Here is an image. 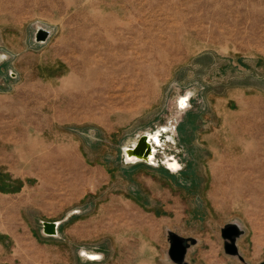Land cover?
Here are the masks:
<instances>
[{
  "label": "rangeland",
  "instance_id": "1",
  "mask_svg": "<svg viewBox=\"0 0 264 264\" xmlns=\"http://www.w3.org/2000/svg\"><path fill=\"white\" fill-rule=\"evenodd\" d=\"M172 235L264 262V0H0V264H180Z\"/></svg>",
  "mask_w": 264,
  "mask_h": 264
},
{
  "label": "water",
  "instance_id": "2",
  "mask_svg": "<svg viewBox=\"0 0 264 264\" xmlns=\"http://www.w3.org/2000/svg\"><path fill=\"white\" fill-rule=\"evenodd\" d=\"M49 35L50 33L47 30L40 28L37 30L35 34V41L45 42L48 39ZM164 132L165 131L163 129L160 130V136ZM152 144H154L155 148L158 147L157 145H155L153 141ZM127 151L130 153L131 156H134L137 159L136 161H130L129 163L138 162V163H145L148 165H155L154 161L149 162L147 160V158L152 153V146L148 144V138L146 134L141 135L136 141L135 145L129 147ZM123 155L126 160L125 149L123 150ZM58 226L59 223L57 222H42L43 233L50 237L57 236ZM239 235H240V230L238 229V227L234 225H228L222 230V237L226 240L224 244L225 252L229 255H238L240 259H242V257L238 253V249L236 246V238ZM186 250H187V246L185 244V241L176 235H172L170 249H169V256L171 260L175 263L186 264L184 262ZM260 264H264V262Z\"/></svg>",
  "mask_w": 264,
  "mask_h": 264
},
{
  "label": "bare ground",
  "instance_id": "3",
  "mask_svg": "<svg viewBox=\"0 0 264 264\" xmlns=\"http://www.w3.org/2000/svg\"><path fill=\"white\" fill-rule=\"evenodd\" d=\"M187 100L188 98L186 97H183L181 100H180V106L183 104L184 106L187 104ZM183 106V107H184ZM182 107V106H181ZM163 130L166 132H168V128L167 127H164ZM147 135V138H148V144L152 146V153L151 155L147 158V160L149 162H156L155 161V154H156V148L154 146V144H152V141L155 143V145L157 146H160L161 145V139H160V130L159 131H156L155 133H146ZM165 136V135H164ZM171 136V135H170ZM164 141V140H163ZM169 142V141H168ZM133 143V142H132ZM135 145V143H134ZM129 147H126L125 148V154H126V161L127 162H130V161H136L137 159L134 157V156H131L130 153L127 151ZM165 165L170 168L172 171H178L181 166L179 164V162L175 159V158H172V159H167L165 161ZM89 258L91 260H96L97 257L94 256V255H90Z\"/></svg>",
  "mask_w": 264,
  "mask_h": 264
},
{
  "label": "snow or ice",
  "instance_id": "4",
  "mask_svg": "<svg viewBox=\"0 0 264 264\" xmlns=\"http://www.w3.org/2000/svg\"><path fill=\"white\" fill-rule=\"evenodd\" d=\"M181 106L183 107L184 105L182 104Z\"/></svg>",
  "mask_w": 264,
  "mask_h": 264
}]
</instances>
